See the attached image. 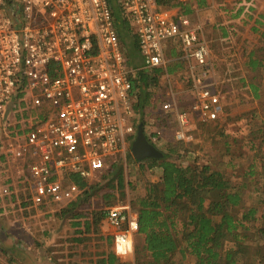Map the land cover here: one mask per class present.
Segmentation results:
<instances>
[{
    "label": "built area",
    "instance_id": "1",
    "mask_svg": "<svg viewBox=\"0 0 264 264\" xmlns=\"http://www.w3.org/2000/svg\"><path fill=\"white\" fill-rule=\"evenodd\" d=\"M116 0L142 60L129 66L107 0H0V202L20 196L46 212L75 203L136 136L138 113L132 80L163 69L168 90L158 112L173 118L175 142L192 141L191 122L215 123L224 115L216 68L200 24L168 2ZM181 55L185 95L177 104L166 49ZM172 53V52H171ZM144 128V127H143ZM155 147L158 130L144 129ZM117 260L133 258L138 215L128 206L109 208Z\"/></svg>",
    "mask_w": 264,
    "mask_h": 264
},
{
    "label": "rangeland",
    "instance_id": "2",
    "mask_svg": "<svg viewBox=\"0 0 264 264\" xmlns=\"http://www.w3.org/2000/svg\"><path fill=\"white\" fill-rule=\"evenodd\" d=\"M244 3L245 2L242 0H209V3L205 0L206 5L196 9L197 13H195L192 19V22L194 21V23L200 24L204 31L206 25L209 24L213 26V24H215L214 26H216L218 34H221V31H219L221 28L229 32V39L225 38L226 40H222L219 38L223 43L220 45L219 49L214 50V55L211 54V60L216 68L217 89L221 92V101L226 110L216 126L212 123L202 124L194 120L191 122L192 130L190 132L192 141L189 143L175 142L173 138V134L176 130L174 119L171 117H163L158 112V107L160 103L165 100V93L168 90L164 78L159 80L158 84L149 86L146 94L142 95L141 100L142 102L144 101L145 104L143 109L139 111L138 125L142 124L147 131L156 129L162 132V137L157 140L155 147L163 155H171L174 163L182 168L187 166H209L212 170H221L229 178H234L238 184L243 181L242 176L244 174H248L250 171H260L261 179L255 177L254 184L244 188L246 191L244 193L245 197L243 203L245 206L253 207L257 211L256 219L253 224L254 227L252 228V234H254V229H257V227L262 228L264 224L262 218L264 215V170H259L256 167L255 169H249L253 162L264 164V146L260 145L264 135V133L261 134V129L263 130L264 126V76L261 78L260 76L251 78L252 82L260 87V91L262 90L257 94L258 97H255L254 93H251L250 88H248L250 82H247L244 70L242 69V71H240L238 70L239 68H237L240 74L235 70L233 64L236 61L241 63L244 59L242 54L234 52V48L232 49V47L235 43L239 44L240 48L238 51H242V53H244L246 49L249 48L248 45L252 43L262 48V46L264 47V38L260 37L259 33L250 32L249 27L253 25V23L251 20H248L245 15L241 18V23H232L235 26L233 30H230L233 26L226 23L229 21L228 17L231 16L229 12H231L233 8H236L237 5ZM192 7H195L194 3H192ZM242 22H245V24L243 25ZM237 26L240 27V29ZM172 47L174 46L169 45L166 49V59L169 62L168 68L170 66L175 68L177 64L182 65V69L179 71L180 74H178L179 78L177 76L176 79H171L173 91L176 93V86L178 85L176 83L182 82L181 73L185 71L186 66L184 61H181V55L176 53ZM209 47L211 50L210 45ZM126 55L129 65H132V67L135 66L136 69L141 68V58L137 53L135 54L133 50H130L127 51ZM233 72L237 74L236 79L234 78ZM169 75L171 78L174 77L173 74L171 75L169 73ZM175 99L177 100V104L185 107L190 97L187 95H176ZM209 125L212 128L208 127ZM216 128L221 131H219L221 137L211 139L209 133H214L217 130ZM114 163L116 164V169L122 173L124 188L108 198L109 203L111 202L110 208L123 206L127 203L134 206L135 200L144 194V187L149 183L155 182L157 178L155 174H152V172L147 169V163L145 161L142 162L143 169L138 167L137 161L132 157L130 148L126 150L124 157L118 158ZM256 166L258 167V165ZM6 171V169L0 166L1 185L5 180L4 176ZM96 184L99 186L101 185L100 192L97 197H91V200L89 199L88 202L78 210L79 213L93 214L96 213V211L103 212L104 209L108 207L103 200L104 196L111 194V191L104 189L108 181H102L99 178L90 183L92 186ZM261 186L262 189H258V187L261 188ZM6 200L9 203V198ZM8 203L4 202L3 205L7 206ZM53 213L49 212L46 214L42 212L39 216V223L41 221H48L49 219L53 220L56 214ZM23 215L27 216V213H23ZM67 219H69V217ZM51 224L52 225H50L48 229H45L47 230L45 232L47 235L43 238V242L44 240L50 239V249L48 253L46 252L47 258L50 259L52 263L65 264L64 260L68 259L69 251L60 249L59 235H56L57 231H53L57 225L54 226L55 224L53 221ZM78 230H81V232H76H84L82 228ZM109 233L112 234V231L109 230L108 234ZM78 239L81 240L80 242L78 241V246H82L83 249L88 246V239ZM90 240H98V238ZM110 243L111 241L108 242V245H101L95 241V248H98V251H101V253L102 251L107 253L109 252V246H111ZM251 243H254V240H252ZM38 244L42 245V243ZM181 245L184 246L183 243H181ZM225 248V251L230 250L233 248V245L227 244ZM90 262L91 261H89V263ZM170 262H172V264H197V260L194 257L186 253L185 257L182 259L179 252H176L170 257ZM118 263L152 264L149 254L144 250L143 236L138 235L134 239L133 258L124 261L118 260Z\"/></svg>",
    "mask_w": 264,
    "mask_h": 264
},
{
    "label": "trees",
    "instance_id": "3",
    "mask_svg": "<svg viewBox=\"0 0 264 264\" xmlns=\"http://www.w3.org/2000/svg\"><path fill=\"white\" fill-rule=\"evenodd\" d=\"M107 1L116 21V30L121 44L126 51L133 50L135 54H138L137 43L131 41L133 37L130 36L129 25L121 17L116 0ZM166 5L167 9H178L181 15L189 14L193 10L191 2L183 4L174 1ZM195 5L201 8L205 6V0H195ZM248 9L243 15L251 20L253 19L250 14L252 10ZM242 11L243 8L238 11V17ZM227 36L223 29L222 37ZM129 66L136 69L135 66ZM166 72L170 73L172 69L168 68ZM163 75V69H156L152 74L138 72L136 78L132 80V94L136 97L134 104L136 113L139 114L144 107L142 95L146 94L149 86L158 84ZM223 110L225 113V106ZM218 121L212 124L216 126ZM208 127L212 128L210 125ZM219 131L217 129L214 133H209L210 138L221 137V131ZM263 133L264 126L263 130L261 129V134ZM260 145L264 146V135ZM145 162L147 169L155 174L157 180L144 187V194L135 200L134 205L138 215V234L144 237V247L152 264H172L170 257L176 252L180 253L182 259L188 253L197 260V264H264V224L262 228L254 229L255 233L252 234L257 211L243 203L246 191L244 188L254 184L255 177L261 179L260 171L244 174L243 181L238 184L234 178H229L221 170H212L209 166L182 168L174 163L171 155H163L159 160ZM137 163L138 167L143 169L142 162ZM255 167L264 170V164L256 162H253L249 169H255ZM116 168L113 162L100 176L102 181H108L104 189L111 191V194L103 197L108 206L103 212L96 211L93 214L78 212L89 199L91 200V197H97L101 185L88 186L75 179L80 189L87 187V190L69 208L56 214V217H71L76 220L86 218L82 234H99L105 225L106 211L111 205L108 198L124 188V178ZM258 189L261 190L262 186ZM20 198L21 206L28 207L29 202L26 198L23 196ZM262 218L264 220V215ZM252 240L254 243H251ZM227 244H232L233 248L225 251ZM97 264L119 263L110 254L106 259L99 260Z\"/></svg>",
    "mask_w": 264,
    "mask_h": 264
},
{
    "label": "crops",
    "instance_id": "4",
    "mask_svg": "<svg viewBox=\"0 0 264 264\" xmlns=\"http://www.w3.org/2000/svg\"><path fill=\"white\" fill-rule=\"evenodd\" d=\"M242 1H244L245 3L237 5L236 8H233L232 11L229 12L231 16L228 17L229 21L226 23L233 26L230 30H233V28L235 27L232 23H241V18L243 17V14L247 12V10H249L248 8H250L252 10H250V14L253 16V19H251L253 25H250L249 30L252 33H259V36L264 38V0ZM188 2H191V4H195V0H187L182 3L185 4ZM207 3H209V0H207ZM241 8H243V11L238 17V11H240ZM196 9L199 8L195 5L193 10L189 14L185 15L192 20L195 13H197ZM242 24L244 25L245 22H242ZM214 25L215 24H213V26H210L208 24L204 27L205 31L203 29V37L208 43V45L211 46V54L213 55L215 54L214 50L219 49L220 45L223 43L219 38H221L222 40L229 39V32L225 31L228 35L225 39L222 37L223 29L221 28L219 30L221 31V34H218V30ZM238 28L240 29V27ZM131 41L136 42L134 38L131 39ZM248 46L249 48L246 49L244 53H242V51H238L240 45L236 43L234 44L232 49L234 48V52L241 53L244 61L241 63L239 61H236L233 65L235 66V70L237 72L238 70H244L246 80L247 82H250L248 84L250 92L254 93L255 97H258L257 94H259V92H261L262 90L260 91V87H258L256 83L252 82L251 78L257 76H260L261 78L264 76V47H257V45H255L254 43L249 44ZM237 68L239 69L237 70ZM169 69H172V72H170V74L174 75L172 79H176L177 76L179 78L178 74H180L179 71H181L182 65L177 64L175 68H172L170 66ZM233 73L234 78L236 79L237 74L235 72ZM238 74L240 73L238 72ZM176 84H178L176 86V95L185 96V92L183 91V89H185V84L183 82H178ZM184 109L185 107H183L182 110ZM4 202L8 203L7 200L0 202V264H57L55 262L52 263L46 255V252L48 253L50 249V239L44 240L43 242V238H45V235H47L45 233L47 230L45 229H48V227L52 225V221L55 224L54 226L57 225L53 231H57L56 235H59L58 237L60 240V249L69 251L68 259L64 260L65 264H89V261H91L90 264H97L99 260L101 261L102 259H106L107 256L110 254L114 256L112 238L110 237L111 233H109L110 235L108 234V231L110 229L107 228L106 224L104 225V227H102L99 234H79L76 231L81 232V230H78L80 228H82V231H84L83 224L84 220L86 221V218L84 220H76L70 217L69 219H67L68 217L57 218L56 214H58L59 212H55L56 214L50 212L55 214L53 220L49 219L48 221H41L39 223L40 214L42 212L48 214L49 212H46L44 210L41 211L31 206H21L19 203L16 202V198L14 197L9 199V203L7 206L3 205ZM70 206L71 205L64 209H67ZM123 206H128L132 211H135V205L133 206L130 205V203H127ZM23 213H27V216L23 215ZM138 235L139 234H137L136 236ZM49 237L51 238L50 235ZM78 238L88 239V246L84 249L82 248V246H78V241H80V239ZM94 238H98V240H90ZM95 241L101 245H108V242L111 241V246H109V252L105 251L107 253H104L102 251L101 253V251H98L99 249L95 248ZM38 243H42V245H39ZM114 258L116 261H118L115 256Z\"/></svg>",
    "mask_w": 264,
    "mask_h": 264
},
{
    "label": "water",
    "instance_id": "5",
    "mask_svg": "<svg viewBox=\"0 0 264 264\" xmlns=\"http://www.w3.org/2000/svg\"><path fill=\"white\" fill-rule=\"evenodd\" d=\"M131 154L137 162L159 160L163 157V154L147 141L142 124L137 126L136 136L131 145Z\"/></svg>",
    "mask_w": 264,
    "mask_h": 264
},
{
    "label": "clouds",
    "instance_id": "6",
    "mask_svg": "<svg viewBox=\"0 0 264 264\" xmlns=\"http://www.w3.org/2000/svg\"><path fill=\"white\" fill-rule=\"evenodd\" d=\"M156 148V147H155Z\"/></svg>",
    "mask_w": 264,
    "mask_h": 264
}]
</instances>
